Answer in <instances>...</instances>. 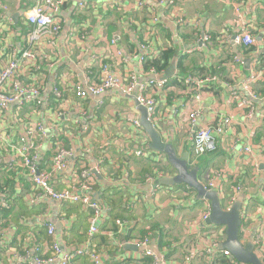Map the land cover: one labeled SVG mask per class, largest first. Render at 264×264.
<instances>
[{"label":"crops","instance_id":"0c3cea01","mask_svg":"<svg viewBox=\"0 0 264 264\" xmlns=\"http://www.w3.org/2000/svg\"><path fill=\"white\" fill-rule=\"evenodd\" d=\"M1 2L15 31L9 34L1 26L3 63L11 52L7 44L16 49L26 44L27 11L36 0ZM86 2L85 8L71 0L63 3L62 31L55 46L43 45L38 69L18 79L26 87L37 84L39 96L0 110V264H37L33 259L37 255L62 257L89 238L91 212L81 204L28 200L37 191L23 156L35 154L38 171H48L55 153L62 149L69 154L65 168L52 175L56 189L75 185L82 169L98 168L92 197L98 199L104 212L91 244L107 264H155L152 257L144 255L146 248L162 257L164 264H182L187 253L200 251L211 240L215 231L202 219L210 202L199 199L193 188L186 184L158 185L151 193L146 175L161 170L163 177H171L175 171L163 152L149 148L150 139L140 124L134 97L108 90L98 105L96 98L75 96L74 83L88 75L99 82L105 65L124 81L134 73L139 82L151 83L146 91L156 100L152 123L162 142L171 143L178 157L188 154V168L198 167L197 178L203 186L215 172L221 174V192L217 191L223 207L242 198L247 210L240 239L247 241L264 233V0H152L142 7L136 0ZM238 15L247 21L256 39L252 46L235 45L231 40L239 28ZM203 35L209 36L206 43H202ZM162 50L169 51L167 66L146 70V59L158 57ZM139 56L145 60L140 61ZM251 73L258 76L251 86L257 98L253 100V114L248 116L232 93L244 94L242 85ZM191 76L215 77L212 82L210 78L208 87H201L197 100L185 90L184 81ZM160 80H166V85L158 88ZM191 109L198 110L199 124L213 129L220 118L231 119L221 133L215 134L216 150L198 157L192 152L186 122ZM32 126L38 128L25 139L26 144L33 145L27 153L20 137ZM246 145L251 147V154L240 150ZM137 150L144 154L137 156ZM234 180L242 185V192H230L229 183ZM46 223L54 226L53 235L48 234ZM143 238H148V245L136 246ZM54 243L60 253L54 252ZM216 249L220 252L218 246ZM197 256L193 264H200L202 259ZM71 264L90 262L81 256Z\"/></svg>","mask_w":264,"mask_h":264},{"label":"built area","instance_id":"2783aa9c","mask_svg":"<svg viewBox=\"0 0 264 264\" xmlns=\"http://www.w3.org/2000/svg\"><path fill=\"white\" fill-rule=\"evenodd\" d=\"M68 0H36L35 4L27 11V25L28 30L25 35L26 44L22 49H16V47L9 43L7 47L11 50L9 58L2 63L4 58V51L0 50V110L6 109L11 104L22 103L32 101L39 96L40 90L37 84H32L28 87L23 86L18 81L19 78L27 77L31 72L38 69L37 61L39 56V50L43 45L55 46L56 39L59 37L62 31V20H60V9L63 3ZM76 2L78 7L85 8L87 6L86 0H71ZM152 0H136V4L140 7L150 3ZM237 23L239 25L238 30L232 34L231 40L235 45L252 46L256 39L250 32V27L240 15H238ZM11 16L7 13V7L0 0V30L1 26H4L9 34L15 33L13 26L10 24ZM180 23H186L185 20L179 19ZM7 23L9 26L7 27ZM209 40L208 35H203L202 43H206ZM140 61H144V56H139ZM154 69H152V72ZM212 78V80L210 79ZM215 77H205L204 79H196L195 77H188L184 82L186 85V92L191 93L194 100L200 98V93L203 88L208 87ZM258 76L251 73L246 77L243 82L244 94L238 92L232 93V98L240 101V105L247 109L246 115L253 114L254 103L253 100L257 98V95L251 90V86L256 83ZM211 80V82H210ZM166 80H160L156 83L158 88L163 87ZM150 82H139L138 77L134 73H129L127 81L122 80L119 75L112 71L108 66H104L99 82H95L89 75L84 78L83 81H77L73 85V91L75 96L84 99L87 97L96 98V103L101 105V95L108 90H117L122 95L133 96L136 102L146 109L147 117L149 121H153L154 114L156 112V100L152 94H147V87ZM198 110L191 109L187 113L186 122L190 130V140L193 154L198 157L204 154L211 153L216 150V136L223 131V127L230 124V117L220 118L215 129L210 125L199 124L197 122ZM132 122L138 126L137 120ZM38 126H32V129L25 130L20 139L22 140L23 150L27 153L33 148V145L25 143V139L30 136L34 129ZM191 128L193 129L191 131ZM242 152L251 154V147L246 145L240 149ZM137 156L144 154L143 151L137 150ZM68 151L62 149L58 150L52 160L51 168L48 171H38L37 169V157L34 155L26 154L23 156V163L26 165L32 174L33 190L37 192L33 196L29 195L28 200L39 201L41 199H49L59 204L64 203H79L85 209L90 210V227L88 231L89 238L85 244L72 248L68 253H64L62 257H58L56 254L54 257L43 258L35 256L33 259L37 264L53 263L55 260H60L61 264H71V262L77 257L86 256L89 259L90 264H107L103 254H100L91 244V239L95 234L99 232V223L102 221L101 216L103 209L99 202L92 197L93 188L95 185L94 173L98 172L97 167L84 168L80 172L79 180L75 185L64 189H56L52 184V175L57 171H60L66 166V156ZM30 155V156H29ZM253 166L257 167L256 161L253 162ZM214 178H212L207 184L204 185L206 189L220 190L221 186L218 182L220 173L215 172ZM164 176V172L161 170H155L145 176V181L151 185L152 192L155 193L158 189L156 180ZM237 193L242 192V188L235 187ZM218 192L220 195L221 193ZM4 208H8L6 202L2 203ZM210 214V205H207V213L202 216L203 221H206ZM119 225H123L124 221L117 220ZM49 235L54 234V226L50 223L45 224ZM3 232L0 231V240L2 239ZM213 238V233H211ZM211 240L203 246L200 251L191 252L188 256L184 257L182 264H192V260L195 254L210 258L214 253L218 252L216 247L217 242ZM148 238H143L136 242V246L146 247L148 245ZM253 241L255 243V252L260 261L264 263V233L261 232L254 236ZM54 252L60 253L61 250L57 244L52 245ZM223 254L230 255L226 250H220ZM145 256L152 257L153 262L156 264H164V259L158 257L156 253L146 248L144 251ZM126 264H135L134 262H128Z\"/></svg>","mask_w":264,"mask_h":264},{"label":"water","instance_id":"95a60500","mask_svg":"<svg viewBox=\"0 0 264 264\" xmlns=\"http://www.w3.org/2000/svg\"><path fill=\"white\" fill-rule=\"evenodd\" d=\"M248 62L249 59H245V63L247 64ZM137 105L140 111V124L150 139L149 148L157 152H163L168 163L175 171V175L171 177L158 178L156 184H186L193 188L199 199L204 198L210 202V214L206 219V223L225 227V238L218 243L219 249L226 250L240 264H264L255 252L253 235L247 241L240 239L242 198L234 200L228 208L223 207L218 191L206 189L197 178L198 167L189 170L188 154L184 152L178 157L171 143H163L157 129L148 120L146 109L138 103ZM95 200L98 199L95 198ZM127 246L134 247L135 245L128 244Z\"/></svg>","mask_w":264,"mask_h":264},{"label":"trees","instance_id":"16d2710c","mask_svg":"<svg viewBox=\"0 0 264 264\" xmlns=\"http://www.w3.org/2000/svg\"><path fill=\"white\" fill-rule=\"evenodd\" d=\"M248 51L249 50H246V52H248ZM168 53H169V51L162 50L160 52V54L158 55V57L151 58V59H149V58L146 59V62L144 64L145 69L147 70L148 68L153 67L157 71V70H162L163 68H165L167 66L166 58H167V54ZM236 186H239V187L242 188V185H240L239 181H237V180L230 181L229 190H230L231 193H232L233 190H235ZM106 203H107V201H106ZM246 210H247L246 206L242 205L241 224L243 223V221L245 219L244 215H245V211ZM220 228H222L221 225L220 226H218V225H210V229L212 231H215V232H213V238L212 239L214 241H216V242L217 241L220 242V240L222 241L224 239V236H225L224 229H220ZM218 229H220V230H218ZM239 232H240V230H239ZM189 254L190 253H187L185 255V257L188 256ZM197 258L202 259L200 261V264H240L232 256L223 254V252L222 251L219 252V250H218V252L214 253L210 258H206V257L200 256V255H198Z\"/></svg>","mask_w":264,"mask_h":264},{"label":"rangeland","instance_id":"374dc122","mask_svg":"<svg viewBox=\"0 0 264 264\" xmlns=\"http://www.w3.org/2000/svg\"><path fill=\"white\" fill-rule=\"evenodd\" d=\"M207 213V207L205 208V212H204V214H206ZM224 238H225V236H224Z\"/></svg>","mask_w":264,"mask_h":264}]
</instances>
